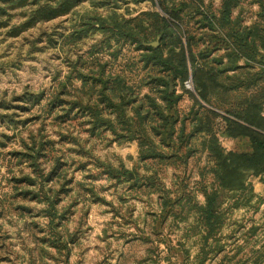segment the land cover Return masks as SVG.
Segmentation results:
<instances>
[{
  "label": "trees",
  "instance_id": "obj_1",
  "mask_svg": "<svg viewBox=\"0 0 264 264\" xmlns=\"http://www.w3.org/2000/svg\"><path fill=\"white\" fill-rule=\"evenodd\" d=\"M145 2H151L153 9L136 16L128 9L130 17L118 11L122 3ZM85 3L93 10H111L109 15L84 12L71 35L82 40L89 33H101L102 42L91 52L97 59L72 61L70 73L45 108L49 113L64 111L59 119L87 116L94 130L110 131L118 140H136L140 160L152 172L147 181L152 183L162 167L187 163L204 153L208 166L202 170L200 183L206 177L211 181L202 189L206 204L195 208L200 226L208 233L207 241L222 225L224 203L231 199L234 207L251 204L257 195L249 178L258 177L264 183V0H219L217 6L214 0H0V18L10 10H29L22 13L26 20L9 32L10 37H18L39 22L79 14L77 9ZM246 4L257 5L250 22ZM7 24L0 23V28ZM155 42L158 46L152 45ZM102 50L110 55L99 58ZM125 50L135 54L127 59ZM74 79L82 87L71 94L67 88ZM190 79L195 92L185 86ZM186 94L193 104L183 111L179 104ZM44 95L39 92L24 99L39 104ZM221 137L243 142L246 149L227 151ZM50 145L51 141H37L36 136L31 143L24 141L23 149L13 154L19 162L30 163L37 178L23 174L14 181L21 192L18 196L48 199L45 213L53 238L41 237L40 241L62 253L73 240L56 223L67 211L57 207L67 183H62L53 200L44 186L33 197L29 190L40 178L47 183L59 172V164L48 173L41 167ZM106 172L135 185L143 180L139 171L108 166ZM187 195L188 201L195 200L191 192ZM163 198L164 208L186 199L185 194L174 199L169 193ZM261 229L250 228L253 236ZM47 250L40 249L42 260ZM255 256V264H264V246ZM68 258L69 252L67 264Z\"/></svg>",
  "mask_w": 264,
  "mask_h": 264
},
{
  "label": "rangeland",
  "instance_id": "obj_2",
  "mask_svg": "<svg viewBox=\"0 0 264 264\" xmlns=\"http://www.w3.org/2000/svg\"><path fill=\"white\" fill-rule=\"evenodd\" d=\"M218 4L219 0H214L213 5ZM244 7L250 22L257 5ZM128 9L136 16L153 5L122 3L118 11L130 17ZM27 10H10L0 18V23H8L0 28V264H67L68 252V264H255V252L264 246V190H258V178L251 176L248 181L257 197L239 207L233 206L234 200L226 201L222 225L206 241L208 233L200 226L195 208L206 204L202 189L211 181L206 177L205 183H200L202 170L208 166L204 153L187 163L162 167L160 177L152 183L147 181L152 172L140 160L136 140H118L110 131L94 130L87 116L59 119L64 111L49 113L45 108L70 73L72 61L97 59L91 52L102 42L101 33H89L82 40L71 36L80 15L86 11L109 15L111 10H93L85 3L77 15L39 22L20 36L10 37L9 32L26 20L22 13ZM126 53L127 59L135 54ZM104 55L110 51L102 50L98 57ZM81 87V81L74 79L67 90L75 94ZM193 89L195 92L194 85ZM39 92L45 94L39 104L24 99ZM192 104L186 94L179 108L188 111ZM32 136L37 141H51L47 158L41 160L44 172L60 165L47 183L40 178L29 188L32 197L44 186L53 200L62 183H67L57 205L60 211H67L56 223L73 240L70 249L62 253L40 241L41 237L53 238L50 217L45 213L48 199L42 195L26 200L17 195L21 192L15 177L32 174L37 178L30 163L19 162L13 154L23 149L24 141L31 143ZM221 142L227 151L246 149L234 139L221 137ZM108 166L139 171L143 180L137 185L123 178L120 181L106 172ZM190 192L193 201L187 200ZM168 193L174 199L185 194L186 199L164 208L163 197ZM253 225L263 226L257 236L251 233ZM42 248L48 249L43 260ZM231 257L234 260L230 262Z\"/></svg>",
  "mask_w": 264,
  "mask_h": 264
},
{
  "label": "built area",
  "instance_id": "obj_3",
  "mask_svg": "<svg viewBox=\"0 0 264 264\" xmlns=\"http://www.w3.org/2000/svg\"><path fill=\"white\" fill-rule=\"evenodd\" d=\"M185 86L187 89L194 90L193 89V83H192L191 79L185 82Z\"/></svg>",
  "mask_w": 264,
  "mask_h": 264
},
{
  "label": "crops",
  "instance_id": "obj_4",
  "mask_svg": "<svg viewBox=\"0 0 264 264\" xmlns=\"http://www.w3.org/2000/svg\"><path fill=\"white\" fill-rule=\"evenodd\" d=\"M256 178H258V177H256ZM259 179V181H260V178H258ZM258 190H264V183L263 182H261L260 181V185H259V189Z\"/></svg>",
  "mask_w": 264,
  "mask_h": 264
},
{
  "label": "water",
  "instance_id": "obj_5",
  "mask_svg": "<svg viewBox=\"0 0 264 264\" xmlns=\"http://www.w3.org/2000/svg\"><path fill=\"white\" fill-rule=\"evenodd\" d=\"M153 46H158V42H155L152 44Z\"/></svg>",
  "mask_w": 264,
  "mask_h": 264
}]
</instances>
